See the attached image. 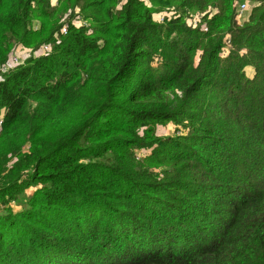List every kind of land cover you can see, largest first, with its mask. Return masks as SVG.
<instances>
[{"label": "trees", "instance_id": "obj_1", "mask_svg": "<svg viewBox=\"0 0 264 264\" xmlns=\"http://www.w3.org/2000/svg\"><path fill=\"white\" fill-rule=\"evenodd\" d=\"M171 8L180 17L156 20ZM77 10L87 27L67 21ZM207 10L209 21L186 27ZM19 49L36 54L2 74ZM143 61L157 65L132 86ZM181 119L211 136L212 168L140 178L131 191L145 202L129 217L104 207L84 217L82 163L107 156L125 184L141 162L181 166L166 153L175 143L133 154L154 126ZM0 120V202L34 183L46 203L0 216V264H264V0H0ZM203 171L214 197L204 204L190 182ZM28 243L27 256L4 255Z\"/></svg>", "mask_w": 264, "mask_h": 264}, {"label": "rangeland", "instance_id": "obj_2", "mask_svg": "<svg viewBox=\"0 0 264 264\" xmlns=\"http://www.w3.org/2000/svg\"><path fill=\"white\" fill-rule=\"evenodd\" d=\"M146 3L149 2V0H142ZM211 11L207 10L205 13H193V16H196L200 19L201 24L203 21H209L211 18L208 17L209 13ZM79 16L80 12L77 10L75 13H70L66 16L67 21L72 20V17ZM159 17H164L168 20H173L177 17H180V12L178 10L174 9H163L160 10L159 14H157ZM245 15L240 16L239 22L240 24L244 22ZM75 20V19H74ZM74 22V21H72ZM184 23L186 27H190L188 24V20ZM74 24L77 27H87L88 24L84 22L81 18H78ZM67 28V26H65ZM224 48H229L230 46L225 44ZM48 52V50H43L42 52ZM38 53V52H37ZM36 53H33L29 50H23L19 49L18 52L12 55V57L16 56L21 60L22 65L26 63V60L34 55ZM158 62V61H155ZM19 65H14L10 62V59L6 65L5 68L2 70V74H7L11 69H14L18 67ZM147 62L143 61L141 62V66L139 69V73L137 75V78L132 83V86H136L138 81L141 79L140 73L143 71V66H146ZM155 65L146 66V70H153ZM152 67V68H151ZM161 71V70H160ZM254 74V69L252 67H248L246 69V75L248 78H252ZM179 97L181 94H178ZM173 98V96H171ZM182 109L178 108L174 112H181ZM173 112V114H174ZM0 120V126L2 124ZM123 129L129 133L130 128L123 126ZM140 135H144V137H148L149 130L144 129H138L136 130ZM154 138H145L143 140V143L141 146L134 147L133 154H135L136 160L145 159L146 156H149L152 154V151H154L157 147L161 146L164 148V144H157L154 145V142L161 141L163 143L172 144L175 143V147L170 150L169 148H166L167 155L173 154V155H182L184 157L183 163L181 166H173L170 164H161L160 166H152L148 165L145 162H141L139 165H137L136 172L138 174L137 178L133 180V184H125L124 181L118 180L117 173L115 172L111 162H107L108 157L99 155L94 157L89 162H83L82 164H87V175L88 178L80 179V183L76 181V189H81V192H86L87 197L85 199H81V203L84 205L83 210V216L85 217L86 214L91 213L93 215V211L98 207H104L108 210H114L116 208H120L119 213L127 215L129 217L130 214L133 213L132 209L129 208V204H139L145 202L143 193L134 194L131 190L137 189L138 186H140V181L138 179L140 178H153V180H145L144 182L150 183L152 185H156L158 183L167 182L170 180L169 174L178 175L179 172L182 169H185L187 166H194L195 169H209L212 168L211 164H208L209 161H211L213 158L211 156H208V152L204 150V147L210 143L211 136L207 134L205 131V128L203 126H199L197 124L191 123L188 120L181 119L178 124L168 123L167 125H158L154 126ZM154 145V146H152ZM188 153V154H186ZM127 155H121L120 159H125ZM188 161V162H187ZM136 162V161H135ZM203 163V164H202ZM196 166H199L200 168H197ZM208 172L203 171L201 173L202 180H193L190 182L196 183L194 185V189H196L198 192L195 194V196L198 195L199 199L203 202V199L211 201L214 197L209 193V190H206L205 188L209 186L208 181L204 178L207 177ZM177 181H184V180H177ZM143 182V181H141ZM127 187V190H126ZM141 188V187H140ZM159 187H156L152 190L154 194H156V190ZM44 189V186L42 185H35L34 183L29 186L27 190L24 191V193L18 197V201H12L11 203L3 204L0 202V216L1 215H7V214H18L21 211L24 213L27 209L26 207L32 205L33 203H38L41 205H46L45 199L43 198V193L41 191ZM169 189V188H168ZM199 192H201L199 194ZM145 193V192H144ZM146 194V193H145ZM147 195V194H146ZM193 197V199L195 198ZM81 197L80 194H77L74 196V200H71L70 203L76 202L78 198ZM192 201V199H191ZM193 202V201H192ZM207 203V202H206ZM121 204V205H120ZM134 219V217H132ZM58 226L54 225L51 227L48 231H58ZM30 244L26 245H11L13 247L12 249L5 250V254H9L11 256H27L30 252ZM3 255V257H4ZM23 259L19 260H12L9 259L8 263H13L14 261H22Z\"/></svg>", "mask_w": 264, "mask_h": 264}, {"label": "built area", "instance_id": "obj_3", "mask_svg": "<svg viewBox=\"0 0 264 264\" xmlns=\"http://www.w3.org/2000/svg\"><path fill=\"white\" fill-rule=\"evenodd\" d=\"M246 11H247V5L246 4L239 5L238 6V13H239L238 18L240 19V16L244 15ZM156 17H157L156 20L159 21V22H163L164 19H165L164 17H159L157 15H156ZM187 20H188V23L191 26H193V27H197L199 25V23H200V19L198 17H190ZM203 31L207 32L208 31L207 27H205L203 29ZM63 33H66V30H63ZM44 50H48V49L44 48ZM10 62L12 64H14L15 66L21 64V60L18 57H16V56L11 57Z\"/></svg>", "mask_w": 264, "mask_h": 264}]
</instances>
